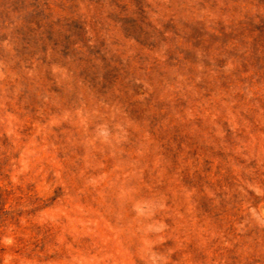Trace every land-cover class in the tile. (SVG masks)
<instances>
[{"label":"rangeland","instance_id":"rangeland-1","mask_svg":"<svg viewBox=\"0 0 264 264\" xmlns=\"http://www.w3.org/2000/svg\"><path fill=\"white\" fill-rule=\"evenodd\" d=\"M0 264H264V0H0Z\"/></svg>","mask_w":264,"mask_h":264}]
</instances>
